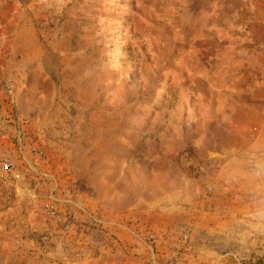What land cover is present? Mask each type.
Instances as JSON below:
<instances>
[{
	"label": "rangeland",
	"instance_id": "rangeland-1",
	"mask_svg": "<svg viewBox=\"0 0 264 264\" xmlns=\"http://www.w3.org/2000/svg\"><path fill=\"white\" fill-rule=\"evenodd\" d=\"M0 264H264V0H0Z\"/></svg>",
	"mask_w": 264,
	"mask_h": 264
},
{
	"label": "built area",
	"instance_id": "built-area-1",
	"mask_svg": "<svg viewBox=\"0 0 264 264\" xmlns=\"http://www.w3.org/2000/svg\"><path fill=\"white\" fill-rule=\"evenodd\" d=\"M2 171H11L10 165L7 162H4L1 166Z\"/></svg>",
	"mask_w": 264,
	"mask_h": 264
}]
</instances>
